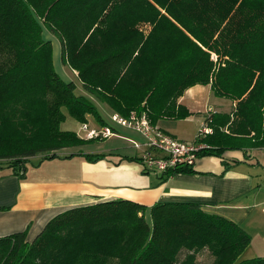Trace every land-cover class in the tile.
<instances>
[{
    "label": "trees",
    "instance_id": "obj_1",
    "mask_svg": "<svg viewBox=\"0 0 264 264\" xmlns=\"http://www.w3.org/2000/svg\"><path fill=\"white\" fill-rule=\"evenodd\" d=\"M144 25L148 28L144 29ZM76 72L88 97L77 95L53 64ZM0 168L22 178L37 153L41 159L82 146L62 130L65 114L77 122L98 119L95 102L120 116L144 113L150 123L190 115L178 103L185 90L209 85L233 104L212 113L197 134V157L238 163L227 150L264 146V0H0ZM96 162L109 154L66 155ZM119 160L142 163L138 156ZM23 170V172H22ZM193 173L177 164L157 175ZM149 208L150 221L145 215ZM26 230L0 237V264H264L245 258L250 236L238 225L196 203L155 202L150 207L114 199L65 210L31 240Z\"/></svg>",
    "mask_w": 264,
    "mask_h": 264
},
{
    "label": "crops",
    "instance_id": "obj_2",
    "mask_svg": "<svg viewBox=\"0 0 264 264\" xmlns=\"http://www.w3.org/2000/svg\"><path fill=\"white\" fill-rule=\"evenodd\" d=\"M213 98L209 85L185 90L178 99L190 113L184 120L191 123L193 115L203 114L204 123L209 114L231 111L234 103L225 111L213 104ZM166 121L160 120L156 126L168 133L163 125ZM141 152L136 149L134 156ZM83 153L108 154L105 150ZM223 157L238 163L225 170L221 158L203 156L197 158L195 172L174 173L160 181L154 174H144L134 161L111 160L108 156L90 162L75 155L62 159L61 167H55L54 161H43L47 163L26 168L22 178L9 168H0V237L26 230L31 241L57 214L114 199L147 207L155 202H189L241 227L250 236L245 258H264V146L227 150Z\"/></svg>",
    "mask_w": 264,
    "mask_h": 264
},
{
    "label": "rangeland",
    "instance_id": "obj_3",
    "mask_svg": "<svg viewBox=\"0 0 264 264\" xmlns=\"http://www.w3.org/2000/svg\"><path fill=\"white\" fill-rule=\"evenodd\" d=\"M144 29H147L148 26L144 25ZM43 37L45 39H50L52 42V56H53V64L54 68L57 73L62 77L65 81H72L75 85L74 92L77 95H82L84 97H88V94L83 90L80 81L76 76V72L73 71L69 66L63 65L60 61V48L59 42L55 37H52L50 34L44 32ZM2 55L0 57V62L2 60ZM214 96V95H213ZM213 104L219 105L223 110L229 111L231 109V101L225 98L215 97L213 98ZM96 110L100 116V119L103 120L105 123L104 126L110 127L114 130V135L110 136L108 139H98L92 142H87L82 146H78L75 148L67 149V151H58L57 157L50 159H41L45 153H37L35 157H32L31 160L26 164V168L28 170L33 166L37 167L38 165L45 164L50 161H54L53 164L56 165L55 167H61L63 162L61 161L64 159V153L71 154V152L78 153L81 152H96L100 150H105L109 155L108 157L111 160H118L119 156H134L136 154V149L134 148V142H139L140 139L143 137L133 129H130L125 126H121L116 124L111 120L112 111L109 110L105 104H99L95 102ZM85 122H77L69 115L65 114V120L61 123L60 127L62 130L74 132L78 137L85 139L87 131H82L81 126L86 124L89 129L98 130L100 129L101 125L98 122V119L94 116H88ZM189 117V116H188ZM203 114H195L191 119V123L186 122L183 119L178 120H167L164 125V129L170 134L171 136L175 137L178 140L185 141V142H192L194 141L198 131L202 127L203 123ZM187 118V117H186ZM144 141V139H143ZM140 143V142H139ZM71 151V152H70ZM109 151V152H108ZM214 157V156H211ZM47 161V162H43ZM42 162V163H41ZM145 218L147 222L150 221V213L149 208H147ZM198 264H211L213 259L210 254L205 250L200 252L197 255Z\"/></svg>",
    "mask_w": 264,
    "mask_h": 264
},
{
    "label": "built area",
    "instance_id": "obj_4",
    "mask_svg": "<svg viewBox=\"0 0 264 264\" xmlns=\"http://www.w3.org/2000/svg\"><path fill=\"white\" fill-rule=\"evenodd\" d=\"M111 120L118 125L135 130L143 137V143L134 142V148L142 151L139 156L142 160L140 165L142 170L145 169L157 175L164 173L177 164L194 166L198 158V151L206 147L195 141L189 143L176 139L156 125L151 124L144 113L138 115L132 112L128 117L115 113L112 114ZM87 128L86 124L81 126L82 131H87L86 138H107L114 135L113 130L108 126L101 127L98 130H88ZM210 132L211 129L203 123L198 134L205 135Z\"/></svg>",
    "mask_w": 264,
    "mask_h": 264
},
{
    "label": "water",
    "instance_id": "obj_5",
    "mask_svg": "<svg viewBox=\"0 0 264 264\" xmlns=\"http://www.w3.org/2000/svg\"><path fill=\"white\" fill-rule=\"evenodd\" d=\"M22 172H23V170H22Z\"/></svg>",
    "mask_w": 264,
    "mask_h": 264
}]
</instances>
